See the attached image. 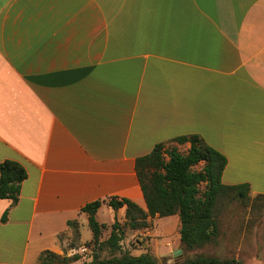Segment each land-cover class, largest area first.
Here are the masks:
<instances>
[{
	"label": "crops",
	"instance_id": "obj_1",
	"mask_svg": "<svg viewBox=\"0 0 264 264\" xmlns=\"http://www.w3.org/2000/svg\"><path fill=\"white\" fill-rule=\"evenodd\" d=\"M189 134L226 155L225 184L264 194V0H0V162L28 172L0 198V264L63 253L72 229L90 241L89 202L147 210L137 158ZM160 218L132 254L177 263Z\"/></svg>",
	"mask_w": 264,
	"mask_h": 264
},
{
	"label": "trees",
	"instance_id": "obj_2",
	"mask_svg": "<svg viewBox=\"0 0 264 264\" xmlns=\"http://www.w3.org/2000/svg\"><path fill=\"white\" fill-rule=\"evenodd\" d=\"M172 141L189 143L186 152L167 142L157 143L153 150L137 158L136 170L144 193L147 210L126 197H110L87 203L81 209L88 216V224L93 233L92 241H100L105 223L97 219L98 209L107 202L114 209L126 206V227L132 230L151 226L150 218L179 215V233L182 245L188 249L204 246L217 239L220 234L216 219L219 200L222 197L247 200L251 196L249 183L225 184L222 175L228 159L226 155L208 144L199 134L181 135ZM170 141V142H172ZM28 176L26 167L16 160L0 162V198H10L15 203L20 194L23 180ZM258 196H264L259 194ZM7 217V211L2 219ZM70 225L75 224L69 221ZM108 243L113 249L120 247L124 231L119 230V222H114ZM55 252L46 251L39 264L67 262ZM83 264H159L149 253L138 256L124 254L120 258L94 259ZM187 264H242L239 259H221L215 256L197 255L188 259Z\"/></svg>",
	"mask_w": 264,
	"mask_h": 264
},
{
	"label": "rangeland",
	"instance_id": "obj_3",
	"mask_svg": "<svg viewBox=\"0 0 264 264\" xmlns=\"http://www.w3.org/2000/svg\"><path fill=\"white\" fill-rule=\"evenodd\" d=\"M168 146H177L182 152H186L188 149L186 144H178L175 141L168 142ZM118 211L120 210L115 209L114 211V222H119V230L124 231L123 234H120L122 239L119 248L113 249L107 240L112 232L114 222L110 225L105 224L106 227L103 229L100 241L96 243L92 241L93 237L90 241L82 242L78 232L72 229L64 252L57 253L61 257H66L67 262L53 264H83L92 262L94 259L120 258L124 254L133 255L132 252L136 247L139 248L143 245L145 248L144 244L140 245V242L143 241L142 238L134 234L131 228L126 227V221H119L121 217L120 214H117ZM216 219L220 229L216 240L195 249H188L182 245L184 251L177 263L173 262L175 253L162 259L156 258L158 263L187 264L188 259L203 254L221 259L236 258L242 264H264V196L251 194L250 198L245 201L238 198L222 197L217 206ZM154 223V230L158 236H164L162 237L164 241L166 238H175L179 233L177 227L180 224V217L178 215L163 217L155 220ZM87 229L88 233H91L89 226ZM219 241H221V246ZM237 255L239 258L236 257ZM170 261L171 263H169Z\"/></svg>",
	"mask_w": 264,
	"mask_h": 264
},
{
	"label": "water",
	"instance_id": "obj_4",
	"mask_svg": "<svg viewBox=\"0 0 264 264\" xmlns=\"http://www.w3.org/2000/svg\"><path fill=\"white\" fill-rule=\"evenodd\" d=\"M177 252H178L179 254H181V253H182V250H181V249H178ZM175 255H176V253H175Z\"/></svg>",
	"mask_w": 264,
	"mask_h": 264
}]
</instances>
